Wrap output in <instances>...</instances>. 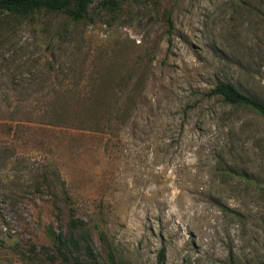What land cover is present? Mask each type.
I'll use <instances>...</instances> for the list:
<instances>
[{
  "label": "rangeland",
  "instance_id": "obj_1",
  "mask_svg": "<svg viewBox=\"0 0 264 264\" xmlns=\"http://www.w3.org/2000/svg\"><path fill=\"white\" fill-rule=\"evenodd\" d=\"M100 2L0 46V264H75L71 208L119 264H264V120L205 97L264 101V0Z\"/></svg>",
  "mask_w": 264,
  "mask_h": 264
},
{
  "label": "trees",
  "instance_id": "obj_2",
  "mask_svg": "<svg viewBox=\"0 0 264 264\" xmlns=\"http://www.w3.org/2000/svg\"><path fill=\"white\" fill-rule=\"evenodd\" d=\"M98 1L100 0H0V46L4 40L15 34L23 22L34 19L43 12L62 13L75 21H82ZM126 1L128 0H101L100 5L104 9L118 12ZM205 97L222 98L226 105L251 111L264 120V101L244 93L232 82H218ZM10 127L5 126V128ZM12 130H17V126L12 127ZM240 176L243 179H250L244 174ZM64 198L68 202V198ZM70 211L71 218L67 223V229L62 230L58 235L52 233L54 245L59 252L62 253L64 250L73 255L76 254L75 264H119L115 249L106 237L104 238L101 227L95 225L103 241L106 258H102L96 252L91 228L87 221L76 217L72 208ZM165 254L166 248H163L159 254V264L164 263ZM230 257L233 260V253ZM232 262L235 264L234 261Z\"/></svg>",
  "mask_w": 264,
  "mask_h": 264
}]
</instances>
